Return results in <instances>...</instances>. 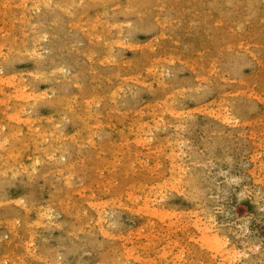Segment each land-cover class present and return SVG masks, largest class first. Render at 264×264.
<instances>
[{"label":"rangeland","instance_id":"obj_1","mask_svg":"<svg viewBox=\"0 0 264 264\" xmlns=\"http://www.w3.org/2000/svg\"><path fill=\"white\" fill-rule=\"evenodd\" d=\"M221 263L264 264V0H0V264Z\"/></svg>","mask_w":264,"mask_h":264},{"label":"bare ground","instance_id":"obj_2","mask_svg":"<svg viewBox=\"0 0 264 264\" xmlns=\"http://www.w3.org/2000/svg\"><path fill=\"white\" fill-rule=\"evenodd\" d=\"M101 1H102V0H101ZM49 3H50V1H49ZM53 3H55V2H53ZM73 3H74V2H73ZM73 3H72V4H73ZM79 3H80V2H79ZM79 3H78V4H79ZM50 4H51V3H50ZM112 4H113V3H112ZM42 5H43V4H42ZM58 5H59V3H58ZM79 5H80V4H79ZM109 5H110V4H109ZM97 6H98V5H97ZM100 6H101V5H100ZM111 6H113V5H111ZM118 6H120V5H118ZM51 7H52V6H51ZM57 7H58V6H57ZM49 8H50V7H49ZM52 8H53V7H52ZM65 8H66V7H65ZM125 8H126V7H125ZM53 9H54V8H53ZM116 9H117V8H116ZM116 9H115V10H116ZM121 9H123V8H121ZM126 10H127V9H126ZM88 11H89V10H88ZM91 11H92V10H91ZM91 11H90V12H91ZM90 12H89V13H90ZM138 14H140V13H138ZM90 15H91V13H90ZM93 20H94V19H93ZM89 23H90V22H89ZM104 26H105V25H104ZM102 30H103V29H102ZM106 32H107V34H109L108 31H106ZM103 33H104V31H103ZM54 35H55V34H54ZM37 36H38V35H37ZM49 38H50V37H49ZM106 38H107V37H106ZM110 39H111V38H110ZM104 46H106V45H104ZM49 50H50V49H49ZM53 50H54V49H52V51H53ZM31 53H32V52H31ZM35 53H37V52H35ZM35 53H34V54H35ZM35 55H37V54H35ZM31 56H32V55H31ZM37 56H38V55H37ZM44 56H45V55H44ZM12 57H13V56H12ZM34 57H35V56H34ZM41 57H42V56H41ZM43 58H44V57H43ZM9 60H10V59H9ZM35 60H36V59H35ZM4 61H5V60H4ZM39 61H40V60H39ZM6 62H8V61H6ZM6 64H7V63H6ZM52 69H55V68H52ZM35 71H36V70H35ZM40 71L43 72V71H45V70H43V71L40 70ZM55 71H56V69H55ZM58 71H59V70H58ZM41 72H40V73H41ZM50 72H51V69H50ZM52 72H53V71H52ZM45 73H46V72H45ZM164 73H165V72H164ZM42 74H43V73H42ZM52 74H53V73H52ZM40 76H41V75H40ZM40 76H39V77H40ZM42 76H43V75H42ZM42 76H41V77H42ZM37 77H38V76H37ZM41 77H40V78H41ZM44 77H45V76H44ZM168 77H169V76H168ZM41 79H43V78H41ZM41 79H39V80H41ZM45 79H46V77H45ZM55 80H56V78H55ZM20 81H21V80H20ZM21 83H22V82H21ZM23 84H24V83H23ZM24 85H25V84H24ZM24 85H23L22 87H24ZM18 88H19V87H18ZM18 88H17V89H18ZM21 89H22V88H21ZM23 89H24V88H23ZM17 91H18V90H17ZM20 91H21V90H20ZM20 91H19V92H20ZM14 92H15V91H14ZM23 92H24V90H23ZM52 92H53V91H52ZM31 93H32V92H31ZM56 93H57V92H56ZM22 94H23V95H26L25 93H21V96H22ZM27 94H28V93H27ZM15 95H18V93L16 94V92L14 93V96H13V95H12V96H13L14 98H17V97H18L17 99H19V98L21 97V96L19 97L20 93H19V95H18L17 97H15ZM56 95H57V94H56ZM131 95H132V94H131ZM26 96L28 97L29 95H26ZM31 96H33V95H31ZM40 96H41V95H40ZM13 97H11V98H13ZM22 97H23V96H22ZM22 97H21V98H22ZM29 97H30V96H29ZM60 97H61V96H60ZM31 98H32V97H31ZM27 99H29V98H27ZM32 99H33V98H32ZM35 99H36V98H35ZM57 99H58V98H57ZM127 99H128V98H127ZM21 100H22V99H21ZM23 100L25 101V99H23ZM58 100H59V99H58ZM27 101H28V100H27ZM27 101H26V102H27ZM16 102H17V101H16ZM30 102H31V101H30ZM36 102H37V101H36ZM51 102H52V101H51ZM20 103H22V102H20ZM20 103H19V104H20ZM33 103H34V102H33ZM19 104H18V105H19ZM28 104H29V103H28ZM61 104H62V103H61ZM66 104H67V103H66ZM24 105H25V104H24ZM85 106H86V105H85ZM85 106H84V107H85ZM67 107H68V106H67ZM89 107H90V106H89ZM20 112H21V111H20ZM92 114H93V113H92ZM25 121H26V120H25ZM47 121H48V120H47ZM27 122H29V121H27ZM51 122H52V121H51ZM31 123H32V122H31ZM26 126H27V125H26ZM34 126H35V125H34ZM34 126H30V127H34ZM36 126H37V125H36ZM3 127H4V126H3ZM32 129H34V128H32ZM151 130H152V129H151ZM37 131H38V130H37ZM5 132H6V131H5ZM24 132H26V131H24ZM11 133H12V132H11ZM7 135H8V134H7ZM13 135H14V134H13ZM37 135H38V134H37ZM134 135H135V134H134ZM1 136H2V135H1ZM31 136H32V135H31ZM29 137H30V136H29ZM29 137H28V138H29ZM136 137H137V136H136ZM43 138H44V137H43ZM1 139H2V138H1ZM139 139H140V138H139ZM136 140H137V139H136ZM137 141H138V140H137ZM6 142H7V141H6ZM20 143H21V142H20ZM56 146H57V145H56ZM25 148H26V147H25ZM1 150H2V149H1ZM33 151H34V150H33ZM5 153H6V152H5ZM7 156H8V155H7ZM37 160H38V159H37ZM33 161H34V160H33ZM33 161H32V162H33ZM36 162H37V161H36ZM36 162H35V163H36ZM41 162H42V161H41ZM38 163H39V162H38ZM17 164H18V163H17ZM12 165H13V164H12ZM35 165H36V164H35ZM15 166H16V165H15ZM33 166H34V165H32V167H33ZM12 167H13V166H12ZM14 168L16 169V167H14ZM18 168H19V167H18V165H17V169H18ZM18 170H20V169H18ZM21 170H22V169H21ZM31 170H32V169H31ZM12 171H13V169H12ZM14 172H15V171H14ZM10 173H11V172H10ZM145 200L147 201L148 199H145ZM145 203H146V202H145ZM148 205H149V204H148ZM148 205H147V206H148ZM93 207H94V206H93ZM148 207H149V206H148ZM28 210H29V209H28ZM37 210H38V209H37ZM39 210H40V209H39ZM38 212H39V211H38ZM99 213H100V212H99ZM48 214H49V213H48ZM104 218H105V217H104ZM99 220H100V218H99ZM211 222H212V221H211ZM211 222H210V224H211ZM98 223H100V222H98ZM205 224H207V223H205ZM205 224H204V225H205ZM199 225H200V224H199ZM199 225H198V226H199ZM208 225H209V223H208ZM208 225H206V226L208 227ZM202 226H203V225H202ZM211 226H212V225H211ZM196 227H197V226H196ZM209 228H210V227H209ZM209 228H208V229H209ZM203 229H204V228H203ZM210 229H211V228H210ZM212 229H213V228H212ZM212 229H211V230H212ZM199 231H200V230H199ZM209 233H210V232H209ZM212 233H213V232H212ZM198 234H199V233H198ZM200 234H202V236H201V235H199V236L202 237L203 241H204V242H205V243H206L211 249H215L214 251L219 250V249L221 250V242H220L219 239H218L219 236H217V234L215 235V232H214L213 234L210 233V235H209L208 232H206V231H202V233H200ZM222 241H223V240H222ZM198 243H199V242H198ZM202 245H203V244H202ZM224 246H225V245H224ZM224 248H225V247H224ZM222 249H223V248H222ZM226 251H227V250H226ZM217 253H219V252H217ZM219 254L221 255V253H219ZM225 254H226V253H225ZM231 254L234 255V253H232V252H231ZM223 255H224V254H223ZM233 255H232V256H233ZM225 258H226V257H225ZM230 258H231V257H230ZM233 258H234V257H233ZM231 259H232V258H231ZM226 260H227V259H226ZM232 260H233V259H232ZM124 261H125V260H124ZM220 262H221V261H220ZM120 263H121V262H120ZM226 263H227V262H226ZM226 263H225V264H226ZM221 264H224V263H221Z\"/></svg>","mask_w":264,"mask_h":264}]
</instances>
